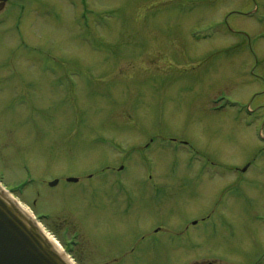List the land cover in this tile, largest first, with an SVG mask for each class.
I'll use <instances>...</instances> for the list:
<instances>
[{
  "label": "rangeland",
  "instance_id": "1",
  "mask_svg": "<svg viewBox=\"0 0 264 264\" xmlns=\"http://www.w3.org/2000/svg\"><path fill=\"white\" fill-rule=\"evenodd\" d=\"M12 3L0 183L76 263L264 264V0Z\"/></svg>",
  "mask_w": 264,
  "mask_h": 264
},
{
  "label": "water",
  "instance_id": "2",
  "mask_svg": "<svg viewBox=\"0 0 264 264\" xmlns=\"http://www.w3.org/2000/svg\"><path fill=\"white\" fill-rule=\"evenodd\" d=\"M69 181L76 182L77 178ZM57 183L50 182V186ZM0 264H70L37 221L1 186Z\"/></svg>",
  "mask_w": 264,
  "mask_h": 264
},
{
  "label": "bare ground",
  "instance_id": "3",
  "mask_svg": "<svg viewBox=\"0 0 264 264\" xmlns=\"http://www.w3.org/2000/svg\"><path fill=\"white\" fill-rule=\"evenodd\" d=\"M7 192V191H6ZM12 198H13V196L9 193V192H7ZM14 200L22 207V209L29 215V216H31L32 218H34V216H33V214L29 211V209L28 208H26L25 206H24V204L23 203H21L20 201H18L16 198H14ZM39 226H41V224L39 225ZM42 228H43V226H41ZM47 233V232H46ZM48 235V234H47ZM49 238L51 239V241L55 244V246L58 248V250L60 251V252H62V248H61V246L57 243V241L53 238V237H50L49 236Z\"/></svg>",
  "mask_w": 264,
  "mask_h": 264
},
{
  "label": "flooded vegetation",
  "instance_id": "4",
  "mask_svg": "<svg viewBox=\"0 0 264 264\" xmlns=\"http://www.w3.org/2000/svg\"><path fill=\"white\" fill-rule=\"evenodd\" d=\"M13 0H7V1H2L0 0V11L3 10L6 7H9V9L11 8V6H14V4L12 3ZM121 182V181H120ZM157 189L161 188L159 186L156 187Z\"/></svg>",
  "mask_w": 264,
  "mask_h": 264
}]
</instances>
